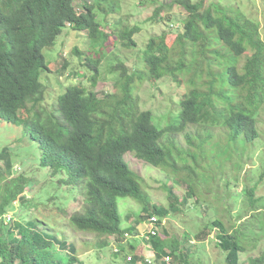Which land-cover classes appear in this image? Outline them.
I'll list each match as a JSON object with an SVG mask.
<instances>
[{
	"label": "trees",
	"instance_id": "obj_1",
	"mask_svg": "<svg viewBox=\"0 0 264 264\" xmlns=\"http://www.w3.org/2000/svg\"><path fill=\"white\" fill-rule=\"evenodd\" d=\"M173 2L187 13L181 23L183 32L171 45L170 34L150 38L130 71L122 51L107 52L109 36L100 30V15L103 24L112 25L109 18L121 12V0H0V120L11 134H24L17 137L16 143L22 145L18 151L12 152L8 141H0V264H80V254L87 249L76 243L80 233L116 237L114 257L126 255V264H167L166 257L193 264L192 253H182L178 238L166 234L150 241L156 254L151 263L136 255V246L128 243L129 236L139 232L137 226L124 228L120 198L143 206L145 216L139 223L151 218L162 221L178 212V198L169 187V197L174 199L169 208L152 205L125 156L132 154L186 184L188 196L183 203L197 210L201 201L196 184L201 183L202 171L209 172V168L199 171V161L209 160L208 147L215 152L227 140L251 144L263 134L258 125L264 110V36L259 21L241 9L215 2L209 6L203 1ZM160 11L156 10L154 20ZM69 29L89 33L99 56L82 60L91 73L92 89H84L80 82L47 103L42 77L52 68L45 51L54 48ZM116 31L126 49L138 47L133 36L140 32L139 26L120 30L118 25ZM104 52L105 60H112L111 73L117 75V92L100 98L95 87ZM76 54L82 56L78 50ZM165 78L180 89L173 102L179 121L163 127L151 110L143 108L140 89ZM214 130H222L221 135ZM182 133L186 147L178 138ZM238 158L233 156V162ZM18 159L20 169L32 162L44 172L45 185L52 190L47 206L54 209V217L67 222L70 234L50 232L46 221L33 216L41 207V202L26 195V189L35 185L34 172L18 173ZM252 182L262 185L264 171ZM256 189L253 185L244 191L252 207L264 203V197L256 198ZM71 202L74 209L69 207ZM24 210L26 215L20 213ZM11 214L26 218L16 221ZM226 217L217 215L211 228L219 229L217 245L227 254L228 263L237 264L233 259L245 245L237 232H231ZM206 231L207 227L197 239L208 235ZM157 237L161 240L155 241ZM250 264H264V255Z\"/></svg>",
	"mask_w": 264,
	"mask_h": 264
},
{
	"label": "rangeland",
	"instance_id": "obj_2",
	"mask_svg": "<svg viewBox=\"0 0 264 264\" xmlns=\"http://www.w3.org/2000/svg\"><path fill=\"white\" fill-rule=\"evenodd\" d=\"M138 1L140 0H121V12L109 18L112 25L108 27L106 23L103 24L105 18L102 14L99 18L100 30H105V33L109 36L107 52L122 51V59L125 60V65L130 71L137 63V54L146 47L150 38L160 37L165 33L170 34L168 42L171 45L175 42L176 35L183 32L181 23L187 17V13L176 6L173 0H142L146 4L141 5ZM192 1L195 3L203 1L206 6L215 2L225 5L227 9L229 7L241 9L246 16L256 18L259 21L264 36V0ZM159 9H161L158 14L159 17L154 20L156 10ZM162 19L163 21H161ZM118 25L120 30L127 28V25L131 27L139 26L140 32L133 36L137 48H125L126 46L123 45L121 37H118L119 31H116ZM76 50L82 53V56H78ZM95 54L94 43H92L89 33L77 32L71 29L65 30L59 37L56 46L45 51L47 62L52 68L50 73L44 74L42 77V82L47 87L46 102L51 103L57 96L63 95L67 87L80 82L84 83V89H92L91 73L82 65V60L84 57L92 55L99 58ZM104 54L106 53H102L100 63V80L95 87V91L100 98H104L106 94L117 92L115 86L117 75L112 74L108 66L113 64L111 63L112 60H105ZM94 56L92 57L94 58ZM53 62H55V65H53ZM140 95L142 102H144L143 108L153 112L157 124L164 127L179 121L178 106L173 102L174 99L178 100L180 89L171 78H165L157 83H145L140 89ZM6 124L3 120H0V141H8L11 147L10 150L12 152L18 151L19 148H22V145L16 143L17 137L22 138L24 134L20 131L11 134L2 127ZM258 128L263 134L254 143L227 140L221 142L215 152L208 147L209 160L199 161V171L209 168V172L204 174V171H202L201 183H198L199 186L196 184V188H199L200 191L199 200L201 201V204L197 203V210L191 208L189 204L185 207L186 204L183 203V200L188 196L186 184L177 183L171 174L159 168L151 167L132 154L125 156L130 167L143 181L152 205L169 208L174 200L169 197V187L173 189L174 196L178 198V212L171 213L168 218L162 221L159 219L162 222L159 233L160 235L166 234L170 239H172L171 237L178 238L176 240L181 242L180 251L182 253H192L193 264H229L227 254L217 245L219 229L211 228V223L217 215L219 218L227 216L226 223L232 227L231 232H237L236 234L244 242L245 249L239 252L238 258H234L233 262L250 264L251 260L264 255V225L262 224L264 221V217H262L264 216V207L262 205L264 203L262 205L259 203L261 210L255 214L254 211L260 207H252L250 203L246 202L244 195L245 189L254 185L257 187L256 198L264 197V183L259 187L254 182L249 183L250 180L256 181L264 171V110L261 113ZM190 131L194 133V129ZM214 132L220 136L222 130H214ZM184 137L185 133L178 136L180 144L186 147ZM220 138L219 140H224ZM233 156L239 157L237 162H233ZM243 157H245L244 161ZM20 161V159L17 160L15 167L18 173L23 171L34 172L31 174V178L34 177L36 180L33 189H26V195L30 200L36 199L41 202L40 211L33 216H37L41 221H46L50 232L69 233L67 222L61 221L59 217L58 219L54 217L56 215L54 209L47 206L46 200L52 190L45 185L44 172L42 170L37 171V167L32 162H27L22 170L20 169ZM16 206L19 208L18 204ZM119 206L123 216L124 228L138 227V235L129 236L128 243L136 246V255L143 256L148 263L152 262L156 256L155 249L152 244L146 243L147 240L144 239L151 228V224L146 219L141 223L137 222L138 219L145 216L143 206L137 204L131 198H120ZM69 207L74 209V203L71 202ZM224 209L225 212H223ZM226 209L232 211L227 214ZM20 213L26 215L27 211L24 210ZM12 215L14 218L16 217V221L19 219L18 215ZM23 218L26 217L23 216L19 220H25ZM228 224L227 226L230 227ZM206 227L208 235H205L202 239H197L199 232ZM76 237V243L81 248L84 246L87 248L86 251L80 254V264H126V255L118 258L114 257L118 248L116 237H99L88 233H80ZM68 238H70V235H68ZM160 240L161 238L157 237L155 241ZM165 260L167 264H178V260L174 257H166Z\"/></svg>",
	"mask_w": 264,
	"mask_h": 264
},
{
	"label": "built area",
	"instance_id": "obj_3",
	"mask_svg": "<svg viewBox=\"0 0 264 264\" xmlns=\"http://www.w3.org/2000/svg\"><path fill=\"white\" fill-rule=\"evenodd\" d=\"M159 219L158 218H151L149 220V223L151 224V228L147 235L145 236V240L147 242H150L154 237H156L159 233V225H158ZM131 260V257L129 258Z\"/></svg>",
	"mask_w": 264,
	"mask_h": 264
},
{
	"label": "clouds",
	"instance_id": "obj_4",
	"mask_svg": "<svg viewBox=\"0 0 264 264\" xmlns=\"http://www.w3.org/2000/svg\"><path fill=\"white\" fill-rule=\"evenodd\" d=\"M148 222H149V221H148ZM146 243H148V242L146 241ZM149 243H150V242H149ZM129 256H130V255H129ZM130 257L132 258V256H130ZM130 257H129V258H130ZM150 263H151V262H150Z\"/></svg>",
	"mask_w": 264,
	"mask_h": 264
}]
</instances>
